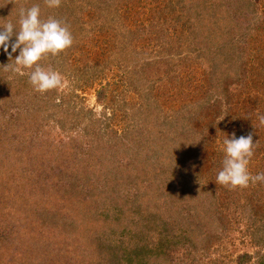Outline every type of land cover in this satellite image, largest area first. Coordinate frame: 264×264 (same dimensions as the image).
I'll list each match as a JSON object with an SVG mask.
<instances>
[{"label": "rangeland", "instance_id": "374dc122", "mask_svg": "<svg viewBox=\"0 0 264 264\" xmlns=\"http://www.w3.org/2000/svg\"><path fill=\"white\" fill-rule=\"evenodd\" d=\"M82 1L84 2V0ZM128 1L129 3H121L124 2L121 0L118 3L124 16L122 13H116L114 8L117 4H101L103 6L102 19L107 26L112 25L111 37L116 35L118 40L115 42L117 45H114L117 53L115 57L110 53L113 57L112 63L109 64L106 61V66H104L100 62L99 70L85 68L87 61L89 64H93V60H89L85 56L82 57V60H78L77 80L81 82V85L86 84L83 90L80 89L77 92V110L81 113L79 118L71 117L70 119L73 121H68L63 126L64 123H60L58 120L62 117V113L50 117L49 114H52L54 107L52 105L58 103V100L55 103L54 100L33 101L35 98L33 100L27 98L30 105L35 103L41 106L42 110L38 114H32V110L22 114L17 109L11 110L12 116L15 118L12 125L13 130L8 138L0 139V174L2 172L10 174L15 170L11 175L21 173L22 177L15 178L19 181L22 179L28 185H25L20 192L16 186H13L14 192L8 186L3 188L9 191V196L13 199L18 195H20V197L18 196L19 201L22 198H30L26 203L27 206L25 205L27 213L25 214L23 208L20 211L16 209L19 201L5 199L9 196L2 197L0 195V220L2 221L6 214H10V216L14 215L12 222L16 224L14 228H3L7 233L1 229L4 235L0 234L3 235L7 250L0 249V263L5 264L4 256L6 255L9 264H29L28 256L25 254L30 256L35 254V250L40 249L38 243L42 242L51 246L50 249L54 251L53 254L56 253L57 257L62 255L64 257L69 251L72 253L74 251V247L68 242L72 238L74 242H77L79 252H81L80 256L84 253V245H91L100 253L107 251L106 260L105 255L99 254L100 259L97 255H91V264H105V261L109 264H119L124 254L129 257L144 254L145 261L142 264H226L231 259L233 260L231 264H235V259L242 253H248L254 257L251 264H257V262L259 264L260 260L258 261V259L261 254H264V247L258 246L249 230L246 231L250 222L243 217L239 199L237 205L232 206L231 211L227 212L226 209H223V214L231 223L229 230L230 228L234 230L231 233L232 240L223 248L221 247L222 240L217 239L211 248L206 250L205 247L199 245L198 239L192 243L193 237H188V239L184 237L183 232L186 233L187 230L184 231L181 229V225H177L174 216L169 218L170 226H166V221L162 220L167 216L163 207L150 205L142 212L137 208V201L133 197L138 192L144 191L146 184H140L139 179L134 177H126V172L121 166L116 168L122 163V160H126L125 158H122L121 155L116 154L114 157L109 154L107 165L109 172L112 173H109L102 165L101 149L104 146L103 149L110 148V143L114 141L110 142L111 132L104 137L106 130L101 128L103 124L97 122L98 118H103L101 112H104L103 107L97 103V95L101 86L111 83V88L116 87L118 89L116 94L121 99L122 106L125 105L123 109L128 112L130 118L137 121L134 123L129 118L128 122L133 123L134 126L140 124L139 129L128 132V135L123 139L125 143L138 147L139 151L143 150H140L139 146H142V143L145 144L147 138H151L150 128L155 119L153 117L151 121L146 122L143 118L149 112L140 115L142 112L139 108L143 107L148 100L156 102L153 97L149 99L150 92L159 95V103H156L160 105L162 100L161 104H164V110L173 109L172 112L176 111L175 116H190L191 119L196 118L204 124L212 121L215 117L214 112H216V108L211 112L208 108L209 104L203 105V103L208 88L211 87L208 81L209 77L215 75L216 71L218 73L219 69L215 70L209 65L208 62L211 63V61H208L210 60L208 56V60L203 57V61L200 56L198 57L197 50L205 48L202 43L203 40L207 41V38L192 32V25L196 27L197 23L192 17L190 18V13L197 12L193 6L200 3L202 8V2L207 0ZM252 1H258L259 13L263 15L264 19V0ZM120 22L123 26L122 29L120 28L121 32L115 30L114 33L115 24L119 25ZM258 27L259 30L254 31L246 46L239 51L237 49L234 56H239L240 61H245L246 67L248 64L252 65L255 69L253 72H261L260 76L264 78V20H261ZM108 49L110 52L115 51L112 47ZM201 53L204 55L203 52ZM250 55L253 59H250ZM92 56L95 58V55ZM234 56L232 57L234 58ZM166 63L170 67H175L172 75H175V71L179 72V77L175 75L172 83H169V76L165 71ZM256 68L258 69L256 70ZM212 70L215 72L213 73ZM169 72L171 73V70ZM69 85V81L64 80L63 87L68 88ZM255 88L259 90L258 87ZM252 91L255 95L256 90ZM106 101H111V96ZM4 102L5 99L0 101V103ZM12 103V106L16 108L15 102ZM62 108L63 106L60 105V109ZM207 108L208 110H206ZM90 110L92 113L89 114ZM10 117L11 115L2 117L0 114V131H6V127L10 129L9 122H1L4 119L8 121ZM126 122L127 120L122 122L123 126ZM123 135L124 133L120 134L118 138L120 139ZM118 138L114 142L116 148L122 144ZM106 142L108 143L106 144ZM128 155L129 153L124 156ZM24 159H27L28 162L25 163ZM117 161L119 162L116 164ZM41 162L44 163L46 170L40 169ZM76 169L77 179L75 183H72L65 172ZM48 172L50 174H47ZM14 181L16 179L11 177V183L17 185L19 182ZM51 186H54V195L59 194L56 201L60 200L61 204H65V207H59L62 208L64 220L69 222L72 219L73 225H77V233H72V237L69 236L70 233L64 234L57 227L48 225L47 217L42 214L37 216L36 212H41L42 206L40 205H43L45 200L42 203H36V206L32 204H35L33 198H37L36 194L31 197L33 190L44 193V188H46L45 194L49 195L48 187ZM25 191H29V194L25 195ZM76 196L77 204L74 209L72 208L73 210H70L69 204L76 203ZM161 197L158 198L160 203L163 201ZM24 201L19 202V205L20 203L23 205ZM48 206L53 209L55 207L49 202ZM99 207L108 210L105 211V214L112 218L106 225V229H101V225L96 224L98 220L103 221L106 218L105 214L99 215L100 210H97ZM26 215H28L27 218H25ZM90 234L95 236H90ZM119 238H124L123 245L118 246L121 247L120 252L124 254L116 255L112 254L110 250H106L105 246L109 243V239L116 243L115 241L120 240ZM93 239L96 246L102 245H98L99 248L96 247L93 244ZM189 245L193 248L191 249ZM118 247L115 248L116 252ZM48 251L49 249L43 252L48 254ZM112 251L115 252L114 249ZM191 251L192 254L188 255L187 252ZM50 259L54 260L55 258L51 256ZM56 264H62L60 259L57 258Z\"/></svg>", "mask_w": 264, "mask_h": 264}, {"label": "trees", "instance_id": "16d2710c", "mask_svg": "<svg viewBox=\"0 0 264 264\" xmlns=\"http://www.w3.org/2000/svg\"><path fill=\"white\" fill-rule=\"evenodd\" d=\"M120 1L84 0L83 2L82 0H62L59 8H49L43 0H0V27L11 22L18 29L21 9L26 10L38 4L41 9L42 20H47L49 17L59 19L67 24L74 37L72 47L57 56L47 55L40 61L42 67L59 71L65 78L64 80L69 81L70 84L68 88L62 87L45 93L34 90L29 83V74L32 69H23V74H21L13 71L11 67L5 68L8 64L14 65L12 60L19 55V50L12 53L10 46L8 52L0 48V101L5 99L4 103H0V114L2 117L3 115H11L8 121L5 119L1 121L4 123L9 122L8 127L11 130L6 127V131H0V139L8 138L13 130L12 125L15 118L12 116L11 110L17 109L20 114L31 112V110L32 114H38L42 110L38 104L33 103L30 105L27 98L32 100L35 98L33 101L39 99L44 101L54 100L55 103L58 100V103L52 105V107L54 106V111L52 110V114H49V116L54 117L62 113V117L58 120L60 123H64L63 126L66 122L72 120L70 119L71 117H80L81 113L77 110V92L80 89L83 90L86 84L83 83L81 85V82L77 80L78 60H82V57L85 56L89 60H93V64H89V61H87L84 67L98 70L100 62L104 66H106V61L109 64L112 63L113 57L111 54L115 57L117 50L114 45H117L115 42H118V40L115 34H113L115 36L111 37L112 25L107 26L102 19L103 6L101 4H117L114 9L119 14L122 13V9L118 6ZM122 1L124 2L121 3H129L128 0ZM257 2L252 0H207L202 2V8L200 3L195 4L193 7L196 8L197 12L190 13V18L192 17L194 22L197 23L196 27L192 25V32L207 38V41L203 40L202 43L205 48L197 50L198 57L200 56L201 61H203V57L207 58L208 56L210 60L208 58L207 60L211 61V63L208 62L209 65L215 70L219 69L218 73L216 71L215 75H210L209 77L208 81L211 87L208 88L205 102L203 103V105L209 104L208 108L211 112L216 108L215 117L212 121L203 124L196 118L191 119L190 116H175L176 111L172 112L173 109L168 110L169 112L164 110V104H161L162 100L160 105L157 104L159 103V95L150 92L149 99L153 97L157 103L145 98L148 101L143 107L139 108L142 112L140 115L142 116V114L149 112L143 120L149 122L153 117L155 119L154 124L150 128L151 138H147L145 144L142 143V146H139L140 150L143 149L139 151L138 147L123 141L128 132L136 131V129L140 128V124L139 126L138 124L134 126L133 123L128 122L130 115L123 109L125 105L122 106L121 99L116 94L118 89L116 87L111 88L112 86L110 87V85L112 84L109 83L106 86H101L97 95V103L104 109V112H101L103 118L97 119V122L104 126L101 128L106 130L104 137L111 132L110 142H115L116 138L124 133L120 139L118 138V140L122 141L119 147L117 146L116 148V143L113 142L114 144L110 143V148L103 149L104 146L101 149V160L104 169L108 172L110 171L107 165L109 154L114 157L117 154L125 158L126 160H122V163L116 168L121 166L123 171L126 172V177H134L139 179L140 184H146L145 190L138 192L133 197L137 201V208L142 212L143 209L149 208L150 205L163 207L167 213V216L162 219L166 221V226H170L169 218L174 216L177 225H181L182 230H187L186 233L183 232L184 237L187 239L188 237H193L191 239L192 243H194L195 239H198L199 245L205 247L206 250L210 249L217 239L222 240L221 247L223 248H225V244L228 245V242L232 240L231 233L234 230L233 228L229 230L231 223L223 214V209H226L227 212L231 211L232 206L237 205L238 199L241 202V207H238L243 209V217L250 222L246 227V231L249 230L258 246L264 247V182L250 183L246 188H231L216 183V177L223 167L225 158L224 149L220 148L225 147L223 144L224 139L227 136L231 138L233 133L237 138L248 136L249 134L252 135L254 155L250 160L248 170L251 169L249 172L252 175L264 173V124H261L259 120L260 116H264V78L260 76L261 72H253L255 69L252 65L248 64V67H246L245 61H240L239 56H234L237 53V49L239 51L246 46L254 31L259 30L260 26L258 27V25L261 24V20H264L263 15L259 13L260 9H258ZM191 9L189 11H192ZM212 11H215V13H212ZM75 12H77V15H75ZM122 16H124L123 13ZM120 28H123L122 22L119 25L115 24L114 33L115 30L121 32ZM15 32L16 30L14 29L10 43L16 40ZM109 47H112L115 51L110 52ZM10 53L11 60L9 58ZM92 55H95V58ZM250 59H253L252 55H250ZM170 70L171 73L169 72ZM174 70L175 67H170L168 64L165 67V71H167L166 73L169 76V83L173 82L175 75L179 77L178 71H175V75H172ZM255 87H258L259 90ZM253 89L256 90L255 95L252 93ZM109 96H111V101L107 102L106 99ZM11 101L15 102L16 108L12 106L13 103ZM60 105L63 106L62 109H60ZM176 109L178 110V108ZM90 113H92L91 110L89 111ZM124 120H127V122L123 126L122 122ZM130 120H133V118H130ZM133 122L137 123L136 120H133ZM212 134L214 136L211 137ZM127 153L129 155L125 157L124 155ZM141 154L144 155L141 156ZM23 161L25 163L28 162L27 159ZM15 165L19 166L18 164ZM44 166V163L41 162L40 169H44ZM13 172L15 170L10 172V174L8 172L0 174V195L2 197L9 196V191L5 190L4 186H8L11 190L14 189L13 186H16L19 188L18 192H20L25 185H28L22 179L19 181L15 178L17 176L22 177L21 173H16L12 176ZM47 174H50V172ZM65 175L72 180V183H75L78 175L77 169L67 171ZM11 177L19 181L17 185L10 182ZM48 188L49 195L48 193L45 194L46 188H44V193L37 191L38 194L36 191H32L31 197H33V194H36L37 197L36 199L33 198L35 204H32L34 206H36V203H42L45 200L43 205L39 204L42 209L41 212H36L37 216L42 214L47 217L48 225L57 227L64 234L70 233L69 236L72 237V233H77V225H73L74 221L72 219L69 222L64 220L65 218L61 212L62 208L59 207H65V204H61L60 200L56 201L59 194L54 195V186ZM157 192L159 193L158 195ZM26 194H29V191ZM18 196L20 197V195ZM18 196L14 199L10 196L5 199L19 201ZM160 197L163 198L162 203L158 199ZM29 198H22L19 201L25 200L23 205L21 203L19 205V202L17 203V211L23 208V212L27 214L25 205L29 202ZM48 202L52 206L55 205L54 209L48 206ZM75 202V204H69L70 210H73L77 204V196ZM147 204L148 207H146ZM238 207L237 209H239ZM97 210H100L99 215H103L105 211H108L100 207ZM11 214L13 215V213ZM105 216L106 218L103 221L98 220L96 223L101 225V229H106V225L112 220L111 216L107 214ZM13 217L14 215L6 214L3 220H0V233H3V228L10 229L15 227L16 224L12 222ZM206 225H208L207 228ZM110 228L113 227L110 226ZM220 230L221 233L219 234ZM227 230L229 231L227 232ZM4 233L7 232L4 230ZM3 235L0 234V249L7 250ZM119 239L115 241L116 243L109 239L108 242L110 244H106V250H110L112 254L115 253L116 255L124 254L120 252L121 247H118L121 244L123 245L124 238ZM93 241L96 246L94 239ZM68 242L74 247V251L72 253L68 250L69 253L64 255V257L63 255L57 257L56 253L53 254L54 251L50 249L51 246L45 245V242L38 243L40 249L35 250V254L30 256L26 253L25 256H28L29 264H56L57 258L60 259L62 264H91L90 256L97 255L100 259L99 254L105 255L106 260L107 251L100 253L93 246L84 245V253L80 256L81 252H79L77 242H74L72 238ZM98 245L96 247L99 248ZM46 247L49 249L48 254L43 252L47 250ZM116 247H118L117 252ZM189 247L193 248L190 245ZM89 253L90 255H88ZM187 253L190 255L192 251ZM137 255L136 257H134L135 255L129 257L124 254L119 264H142L145 261L143 257L145 255ZM51 256L55 259H50ZM253 259L254 257L251 254L242 253L235 259V264H251ZM259 260V264H264V254H261ZM232 261L231 259L226 264H231ZM4 262L9 264L8 260H6V255L4 256ZM105 264L109 263L105 261Z\"/></svg>", "mask_w": 264, "mask_h": 264}, {"label": "clouds", "instance_id": "9594fccd", "mask_svg": "<svg viewBox=\"0 0 264 264\" xmlns=\"http://www.w3.org/2000/svg\"><path fill=\"white\" fill-rule=\"evenodd\" d=\"M49 8H59L62 0H44ZM16 30V40L10 43ZM74 37L66 23L49 17L41 19V9L38 4L28 9H21L18 29L13 23L0 27V48L8 52L19 50L15 57L14 65L8 64L13 71L23 74V69H32L29 74V83L34 90L45 93L50 90L60 89L64 86L63 75L54 69L44 68L40 61L47 55L57 56L72 47ZM10 60L11 53L9 54ZM260 123L264 124V116L259 117ZM225 158L223 167L216 177V183L225 187L246 188L249 184L264 182V173L252 175L248 165L254 155V143L252 135L237 138L233 133L223 141Z\"/></svg>", "mask_w": 264, "mask_h": 264}]
</instances>
